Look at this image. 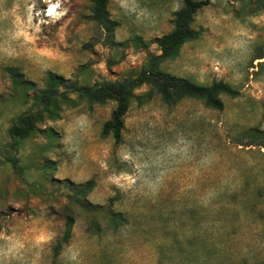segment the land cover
Wrapping results in <instances>:
<instances>
[{
    "label": "rangeland",
    "instance_id": "obj_1",
    "mask_svg": "<svg viewBox=\"0 0 264 264\" xmlns=\"http://www.w3.org/2000/svg\"><path fill=\"white\" fill-rule=\"evenodd\" d=\"M210 1L193 25L199 40L160 68L240 96H223V111L133 102L116 144L102 133L117 104L93 105L67 87L137 77L182 1L110 0L120 27L109 36L94 0H0V264H205L170 247L200 234L210 242L217 211L224 264H264V0ZM50 74L64 80L58 107L14 152L9 131L42 109ZM68 217L72 239L54 259Z\"/></svg>",
    "mask_w": 264,
    "mask_h": 264
},
{
    "label": "trees",
    "instance_id": "obj_2",
    "mask_svg": "<svg viewBox=\"0 0 264 264\" xmlns=\"http://www.w3.org/2000/svg\"><path fill=\"white\" fill-rule=\"evenodd\" d=\"M110 0H94L93 20L98 23L109 36H113L120 24L110 18L108 5ZM182 8L175 14L173 30L170 34L156 39L155 43L159 48L160 55L152 57L148 64L140 71L135 78H128L115 83L104 82L92 88H80L76 84L67 87L71 93L80 98H86L93 105H105L108 102L117 104L112 118L103 128V137L112 136L116 144L122 142V132L125 128V117L135 102L138 107H142L155 97L166 106H175L185 100L200 101L207 108L216 111L224 110L223 96L238 98L240 92L223 82H215L210 86H202L191 82L185 78H179L161 70V65L176 60L181 49L188 43L199 40L201 34L193 25L197 14L211 5L210 0H181ZM259 60H264L260 58ZM264 64V63H263ZM50 87L40 96L41 110L20 116L9 131L12 141V150H18L21 141L29 139L36 131L42 117V112H49L51 107H58L60 87L64 86V80L57 75L50 74ZM147 86L149 91L143 95H136L135 91ZM76 106V101L68 99ZM53 118V117H52ZM264 155L263 153H261ZM16 172L22 174V168L17 159L8 161ZM94 181L86 183L80 187L79 194L86 197L94 189ZM87 203H85L86 205ZM115 224L121 214L115 216ZM212 221L209 222L207 232L211 236L210 242H204L201 234L193 235L185 243H174L170 250L172 253L189 255L194 259H202L205 264H224L225 250L221 242L220 229L223 221L219 211L211 214ZM74 219H66V230L63 238L54 247V259H58L63 247L68 245L72 239ZM158 256L161 252L157 251Z\"/></svg>",
    "mask_w": 264,
    "mask_h": 264
}]
</instances>
